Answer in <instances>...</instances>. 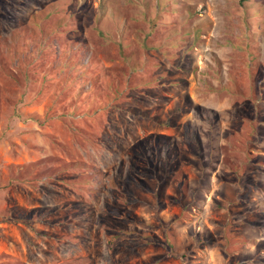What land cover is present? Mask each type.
<instances>
[{
	"label": "rangeland",
	"instance_id": "rangeland-1",
	"mask_svg": "<svg viewBox=\"0 0 264 264\" xmlns=\"http://www.w3.org/2000/svg\"><path fill=\"white\" fill-rule=\"evenodd\" d=\"M0 264H264V0H0Z\"/></svg>",
	"mask_w": 264,
	"mask_h": 264
},
{
	"label": "trees",
	"instance_id": "trees-1",
	"mask_svg": "<svg viewBox=\"0 0 264 264\" xmlns=\"http://www.w3.org/2000/svg\"><path fill=\"white\" fill-rule=\"evenodd\" d=\"M243 2L246 1V0H242Z\"/></svg>",
	"mask_w": 264,
	"mask_h": 264
}]
</instances>
